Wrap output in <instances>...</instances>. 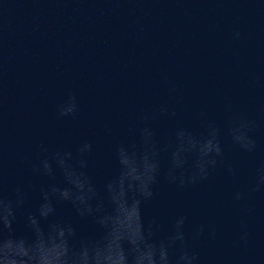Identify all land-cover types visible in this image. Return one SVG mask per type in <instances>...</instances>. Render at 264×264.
<instances>
[{"label": "water", "instance_id": "water-1", "mask_svg": "<svg viewBox=\"0 0 264 264\" xmlns=\"http://www.w3.org/2000/svg\"><path fill=\"white\" fill-rule=\"evenodd\" d=\"M70 95L78 114L57 118ZM162 104L176 115H157ZM146 115H156L161 140L178 124L200 133L206 121L222 132L235 116L256 121L254 152L224 137L235 175L218 167L182 190L161 177L143 211L165 219L186 212L193 224L214 226L215 239L206 233L192 242L201 264H264V192L250 191L264 166V0H0L3 193L11 198L17 185H37L17 214V234L40 202V186L52 182L33 177L21 157L35 162L41 141L55 148L88 139L89 172L102 192L116 168L113 146L131 139ZM237 191L241 201L234 200ZM56 207L78 234L97 231L70 204ZM242 224L247 242L240 240Z\"/></svg>", "mask_w": 264, "mask_h": 264}, {"label": "clouds", "instance_id": "clouds-1", "mask_svg": "<svg viewBox=\"0 0 264 264\" xmlns=\"http://www.w3.org/2000/svg\"><path fill=\"white\" fill-rule=\"evenodd\" d=\"M56 111L57 118L75 117V95ZM157 115L174 117L176 113L162 104ZM155 119L156 115L142 117L132 138L113 146L116 168L102 192L89 172L93 143L88 139L74 147L55 148L41 141L35 162L21 157V163L30 165L33 177H47L52 182L40 186V202L25 216V233L17 234V214L37 185L32 181L17 185L9 198L0 178V264H201L192 242L206 233L215 239V227L193 224L186 212L167 219L158 213L146 217L143 206L156 197L161 177L182 190L208 180L218 167L235 175V168L225 160L224 137L231 146L252 153L257 149L252 133L258 124L235 116L224 132L215 122L206 121L200 133L178 124L161 140L152 123ZM104 130L111 134L109 125ZM57 174L62 183L56 182ZM250 191L264 192V166L258 168ZM243 198L240 191L234 193L235 201ZM61 202L70 204L81 219L90 218L97 231L78 234L72 223L57 216L56 205ZM242 228L240 240L247 242L246 226L242 224Z\"/></svg>", "mask_w": 264, "mask_h": 264}]
</instances>
